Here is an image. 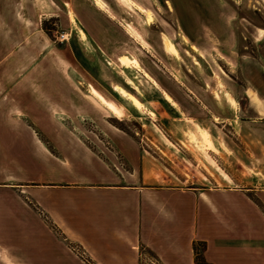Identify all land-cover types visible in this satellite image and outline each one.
Wrapping results in <instances>:
<instances>
[{"label":"crops","instance_id":"0c3cea01","mask_svg":"<svg viewBox=\"0 0 264 264\" xmlns=\"http://www.w3.org/2000/svg\"><path fill=\"white\" fill-rule=\"evenodd\" d=\"M123 1L150 15L137 0ZM37 10L36 0H0V264H87L70 244L93 264H264L259 130L249 144L252 174L243 175L251 187H239L217 162L221 173L206 177L210 185H181L158 156L109 126L104 117L111 112L92 95L93 86L86 93L71 76L68 57L42 29L44 13ZM163 44L174 52L164 37ZM131 58L139 61L119 60ZM260 70L264 75V64ZM116 85L140 112L138 95ZM162 94L145 102L173 103ZM86 120L105 122L89 129ZM97 135L103 140H86ZM208 138L203 134L204 148L216 152ZM195 243L205 245L202 262Z\"/></svg>","mask_w":264,"mask_h":264},{"label":"rangeland","instance_id":"374dc122","mask_svg":"<svg viewBox=\"0 0 264 264\" xmlns=\"http://www.w3.org/2000/svg\"><path fill=\"white\" fill-rule=\"evenodd\" d=\"M137 1L149 16L123 0H36V4L38 13H44L42 29L68 57L71 76L83 81L86 93L93 86L92 95L111 112L104 117L109 126L130 134L158 156L166 173L181 185H210L206 177L221 173L217 162L239 187H251L243 175L252 174L249 144L253 131L259 130L255 133L264 139V102L255 93L259 88L264 99L260 70L264 0ZM163 37L174 52L164 49ZM122 55L139 61L131 58L125 64L119 60ZM115 83L138 95L144 102L140 112L114 91L111 85L118 89ZM162 91L171 95L173 103L165 98L161 104L145 102L144 98L161 97ZM211 95L221 102L215 98L216 103ZM163 111L170 117L161 115ZM105 121L86 120L85 127H103ZM207 132L216 152L204 148ZM98 138L104 136L86 140L91 143ZM212 139L208 141L214 147ZM243 158L249 161H245L248 168L242 165ZM73 246L81 258L86 256ZM198 246L201 249L202 244Z\"/></svg>","mask_w":264,"mask_h":264},{"label":"trees","instance_id":"16d2710c","mask_svg":"<svg viewBox=\"0 0 264 264\" xmlns=\"http://www.w3.org/2000/svg\"><path fill=\"white\" fill-rule=\"evenodd\" d=\"M198 244H202V243H195L194 244V252H195V259H196V261L197 262H202L203 261V258H202V256H200L199 255V253H198V250L200 249V247L198 246ZM204 243L202 244V247H201V251H203V249H204ZM88 264H93L92 262H91V260L88 258V257H82Z\"/></svg>","mask_w":264,"mask_h":264},{"label":"built area","instance_id":"2783aa9c","mask_svg":"<svg viewBox=\"0 0 264 264\" xmlns=\"http://www.w3.org/2000/svg\"><path fill=\"white\" fill-rule=\"evenodd\" d=\"M82 254H83V252H82ZM150 263L151 264H157L156 261H154V260L153 261H150Z\"/></svg>","mask_w":264,"mask_h":264}]
</instances>
